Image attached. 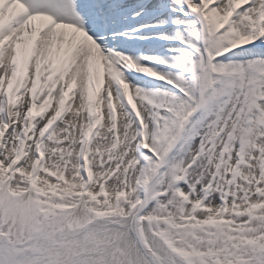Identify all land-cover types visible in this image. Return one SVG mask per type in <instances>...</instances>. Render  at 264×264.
I'll return each mask as SVG.
<instances>
[{"label": "snow or ice", "instance_id": "1", "mask_svg": "<svg viewBox=\"0 0 264 264\" xmlns=\"http://www.w3.org/2000/svg\"><path fill=\"white\" fill-rule=\"evenodd\" d=\"M0 264H264V0H0Z\"/></svg>", "mask_w": 264, "mask_h": 264}]
</instances>
